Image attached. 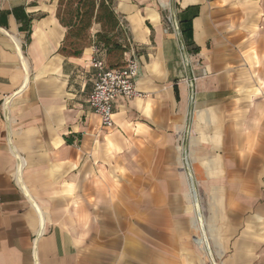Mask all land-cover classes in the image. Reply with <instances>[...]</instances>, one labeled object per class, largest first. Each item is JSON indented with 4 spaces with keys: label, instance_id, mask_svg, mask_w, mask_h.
<instances>
[{
    "label": "crops",
    "instance_id": "1",
    "mask_svg": "<svg viewBox=\"0 0 264 264\" xmlns=\"http://www.w3.org/2000/svg\"><path fill=\"white\" fill-rule=\"evenodd\" d=\"M57 2L0 0V264H264V0H115L142 95L111 129Z\"/></svg>",
    "mask_w": 264,
    "mask_h": 264
},
{
    "label": "trees",
    "instance_id": "2",
    "mask_svg": "<svg viewBox=\"0 0 264 264\" xmlns=\"http://www.w3.org/2000/svg\"><path fill=\"white\" fill-rule=\"evenodd\" d=\"M56 17L65 27L59 53L78 57L84 47L97 44L110 67L125 64L123 54L130 49L129 23L114 7L115 0H57ZM98 29L91 32L92 26ZM29 31V26L26 27Z\"/></svg>",
    "mask_w": 264,
    "mask_h": 264
},
{
    "label": "built area",
    "instance_id": "3",
    "mask_svg": "<svg viewBox=\"0 0 264 264\" xmlns=\"http://www.w3.org/2000/svg\"><path fill=\"white\" fill-rule=\"evenodd\" d=\"M168 22L171 29L179 30L177 16L174 11L168 10ZM124 55L125 64L120 67H109L99 49L95 50L91 58V65L94 69V82L89 93L88 104L91 110L98 114L100 123L105 128L111 129L115 126L113 107L119 97L132 98L142 95L136 89L139 62L131 49L127 50ZM194 79L195 77L190 78L191 81ZM183 165L191 182L192 171L186 152H183Z\"/></svg>",
    "mask_w": 264,
    "mask_h": 264
},
{
    "label": "rangeland",
    "instance_id": "4",
    "mask_svg": "<svg viewBox=\"0 0 264 264\" xmlns=\"http://www.w3.org/2000/svg\"><path fill=\"white\" fill-rule=\"evenodd\" d=\"M162 11L164 14H168L167 8L162 9ZM124 58H125V55L123 54V61L125 60Z\"/></svg>",
    "mask_w": 264,
    "mask_h": 264
}]
</instances>
